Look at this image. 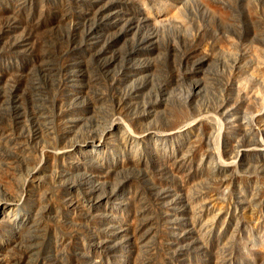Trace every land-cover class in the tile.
Instances as JSON below:
<instances>
[{
  "label": "rangeland",
  "instance_id": "rangeland-1",
  "mask_svg": "<svg viewBox=\"0 0 264 264\" xmlns=\"http://www.w3.org/2000/svg\"><path fill=\"white\" fill-rule=\"evenodd\" d=\"M171 2L0 0V197L20 191L46 147L91 139L118 108L165 125L180 109L225 106L220 128L227 119V135L244 140L237 102L264 97V0L153 15ZM184 140L138 162L102 153L110 170L81 155L50 160L23 208L0 218V264H264V156L221 181L204 156L182 159Z\"/></svg>",
  "mask_w": 264,
  "mask_h": 264
},
{
  "label": "bare ground",
  "instance_id": "bare-ground-1",
  "mask_svg": "<svg viewBox=\"0 0 264 264\" xmlns=\"http://www.w3.org/2000/svg\"><path fill=\"white\" fill-rule=\"evenodd\" d=\"M171 1V3H165V5L157 7L153 15L157 19L175 21V19L178 18L177 12L179 7L194 1H200L206 7H210L211 9L217 10V8H226L224 6L225 0ZM163 32L166 31L163 30ZM186 39L187 37L184 38L185 42H187ZM160 42L164 53L169 55V35H162V37H160ZM185 52L186 51L184 49V53ZM190 100L191 93L184 98L185 104L189 105ZM237 103L239 110L238 116L236 117L241 118L237 123V128L241 131L240 134L244 137V140L242 141H238L237 139L235 140L227 135L228 131L234 128L233 123L228 122L227 119H225L223 131L222 128H220L221 123L219 121V116L223 115L224 117L226 115L225 106L214 108L213 113H203V111L195 113L191 109H180L172 113V116H169V121L167 120L168 123L165 125H154L147 122L143 123V121L146 120L145 116L142 118L131 119V117H129L130 115H127L128 112L124 113L119 108L115 109L111 112L110 120L106 123L104 122L105 124L102 123L103 126L101 131L92 135L91 139H74L71 140V142L69 141V144L67 145L46 147L40 154L39 163L30 167V169L28 168L26 177L21 183L19 189L20 191L15 194L8 193L6 196L0 197V218L7 220L8 217L11 216L12 211L17 210L18 208H23L27 198H30L31 190L38 189L43 183V178L46 174L45 171L48 168L50 160L57 161L58 163H60L59 161L61 160L75 161L78 155H81L83 158L88 157L95 159L103 166V168L110 170L115 168H111L107 162H104L100 158L102 153L113 155L124 151L119 160L121 164H125V159L127 160L130 156H134L135 162H138V156L143 157L144 154L153 156L156 152L160 153L158 150L165 148L168 144L171 145V147L178 145L177 148L180 149L179 143L185 139L184 141L189 144V152L182 154V159L184 161L193 163V160L196 157L198 158L200 155L204 156L205 159L214 162L215 166H213L214 168L211 172H217L218 175L220 174L219 179L221 181L224 180L225 177H227V181L228 177L229 179H234L237 175L240 176L239 170L243 168L245 163L249 162L252 158L258 159L257 157L264 156V142L261 139L263 137L264 140V97H246V100L243 101L242 99H239ZM121 114H124L129 120L131 126L133 127V132L126 127L127 125L124 123L122 119L123 116ZM219 138L222 140L225 155L218 152L219 149L217 148V145L219 143ZM199 144L202 145V149L204 148L206 150L205 153H202V149L200 152L198 151L200 149ZM198 152L199 154L197 155ZM166 156L168 157V155H165V157ZM174 157V160L178 159L176 155H174ZM202 158L203 157H201V160H203ZM171 159L173 160V158ZM207 172L210 173L209 169ZM52 184L55 185V180H52ZM68 190L71 191V193L75 196V201H77V196L80 195V193L76 187L68 188ZM48 191L46 193H48ZM47 197L50 200L52 198L53 201L55 200L54 198H56L52 192H49ZM101 200V198H98V202H101ZM121 200L122 196L116 195L114 202ZM23 219L25 221L26 217Z\"/></svg>",
  "mask_w": 264,
  "mask_h": 264
}]
</instances>
